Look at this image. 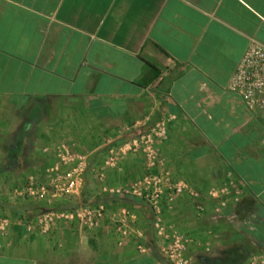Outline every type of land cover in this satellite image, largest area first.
Masks as SVG:
<instances>
[{
  "label": "crops",
  "instance_id": "1",
  "mask_svg": "<svg viewBox=\"0 0 264 264\" xmlns=\"http://www.w3.org/2000/svg\"><path fill=\"white\" fill-rule=\"evenodd\" d=\"M252 40L264 45V0H0V217L10 221L0 264H168L151 252L147 207L103 195L90 175L88 202L134 213L150 237L146 254L131 242L118 247L106 225L28 231L36 204L8 192L52 161L45 147L101 151L123 127L169 117L161 169L200 194L165 211L191 238L188 257L243 264L264 255V109L248 111L227 90ZM141 173L130 157L106 182L123 186ZM223 187L232 194L215 213L207 192Z\"/></svg>",
  "mask_w": 264,
  "mask_h": 264
},
{
  "label": "built area",
  "instance_id": "2",
  "mask_svg": "<svg viewBox=\"0 0 264 264\" xmlns=\"http://www.w3.org/2000/svg\"><path fill=\"white\" fill-rule=\"evenodd\" d=\"M230 93L237 95L248 111L264 109V45L252 40L245 50L235 73L227 86ZM173 117L160 119L145 128L140 123L122 128V135L108 142L101 151H76L66 143L49 147L42 153L52 154V161L44 167L40 177H27L23 183L13 186L8 196L12 201L31 203H52L77 199L83 192L86 176L90 175L100 184V190L109 197L133 198L141 201L151 213L154 245L168 264H193L188 257V247L192 240L176 228L165 217L176 198L187 195L197 200L200 194L184 180L174 178L170 171L161 169L158 145L168 138V125ZM100 161L95 164V158ZM138 158L142 173L127 184L119 187L106 182L107 171H120L128 158ZM229 189H210L207 196L216 200L215 213L227 206L231 196ZM198 215L203 206L197 204ZM59 222L75 223L79 228L95 231L106 225L118 247L127 242L135 251L147 253L146 230L137 225V217L127 209L117 214H109L103 204H78L72 210L48 208L36 211L25 223L28 231L41 235L49 234ZM10 221L0 217V234H6ZM243 264H264V255L255 254Z\"/></svg>",
  "mask_w": 264,
  "mask_h": 264
},
{
  "label": "rangeland",
  "instance_id": "3",
  "mask_svg": "<svg viewBox=\"0 0 264 264\" xmlns=\"http://www.w3.org/2000/svg\"><path fill=\"white\" fill-rule=\"evenodd\" d=\"M41 173H39L38 175H34L35 177H40ZM136 178V177H135ZM134 178V179H135ZM93 179V178H92ZM133 180V179H132ZM99 186L100 184L95 181ZM23 183V181L21 182ZM20 183H18L17 185H19ZM85 188L83 189V192L82 194L80 195L79 198L77 199H72V200H66V201H60V202H56V203H52L50 205H46V204H43V203H33V204H36V205H33L32 207L34 208V211H42V210H45V209H48V208H53V209H56L59 205H62V204H71V205H78V204H94V202H88V199H87V196L85 194ZM103 194V193H102ZM103 195H106V194H103ZM31 203V202H30ZM38 205V206H37ZM42 205V206H41ZM74 209V208H73ZM131 212V211H130ZM150 238V237H149ZM148 238L147 236V241H150V239ZM155 238H153L154 240ZM153 243V241H151V244Z\"/></svg>",
  "mask_w": 264,
  "mask_h": 264
},
{
  "label": "trees",
  "instance_id": "4",
  "mask_svg": "<svg viewBox=\"0 0 264 264\" xmlns=\"http://www.w3.org/2000/svg\"><path fill=\"white\" fill-rule=\"evenodd\" d=\"M149 74L152 75L153 78H156L158 76V72L152 68V67H149ZM76 205H71V204H62V205H59L56 210H72L73 208H75ZM151 252L153 254V256L159 260L160 262H163L165 261L163 259V257L159 254V252L157 251L155 245H153L152 249H151Z\"/></svg>",
  "mask_w": 264,
  "mask_h": 264
}]
</instances>
